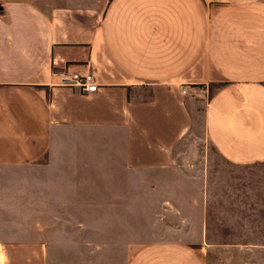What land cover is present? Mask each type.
<instances>
[{"label":"crops","instance_id":"crops-1","mask_svg":"<svg viewBox=\"0 0 264 264\" xmlns=\"http://www.w3.org/2000/svg\"><path fill=\"white\" fill-rule=\"evenodd\" d=\"M85 71L91 95L57 84ZM197 125L208 144L178 177L179 237L131 244L125 264L264 253V0H0V166L80 138L71 153L98 175L74 182L117 184L99 171L169 169ZM31 184L58 182L27 180L22 202ZM36 201L28 207L42 216ZM104 207L98 197L85 215ZM15 231L0 237V264H47L45 240Z\"/></svg>","mask_w":264,"mask_h":264},{"label":"rangeland","instance_id":"rangeland-1","mask_svg":"<svg viewBox=\"0 0 264 264\" xmlns=\"http://www.w3.org/2000/svg\"><path fill=\"white\" fill-rule=\"evenodd\" d=\"M75 140L77 143H72V138L63 137L56 150L20 167L0 166V237L5 231L16 230L7 232L14 233L8 235L10 239H17L16 235L43 238L47 264H125L131 251L127 246L179 237L178 177L184 175V160L199 162L202 147L208 144L198 125L181 141L183 147L171 168L130 170L116 164L112 170L99 171V176L120 182L104 186L74 182L98 175L94 169H85V154L71 153L74 146L84 145L82 139ZM186 172L193 180V169ZM49 178H56L58 185H27L28 201L22 202L27 180ZM34 196L41 199L35 207L42 208V216H33V206L28 207ZM98 197L105 204L102 216L85 215V204L88 208ZM49 206L57 209L56 216H49L50 210L45 209ZM91 208V213L97 212ZM206 264H264V253L218 250Z\"/></svg>","mask_w":264,"mask_h":264},{"label":"built area","instance_id":"built-area-1","mask_svg":"<svg viewBox=\"0 0 264 264\" xmlns=\"http://www.w3.org/2000/svg\"><path fill=\"white\" fill-rule=\"evenodd\" d=\"M57 84L77 87L84 95L95 93L97 87V82L91 71H85L84 73L68 72L61 74L57 78ZM181 92L184 93V90L182 89Z\"/></svg>","mask_w":264,"mask_h":264}]
</instances>
